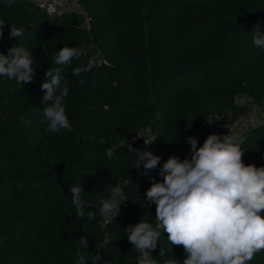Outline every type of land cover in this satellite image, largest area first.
Masks as SVG:
<instances>
[{"label":"trees","instance_id":"obj_1","mask_svg":"<svg viewBox=\"0 0 264 264\" xmlns=\"http://www.w3.org/2000/svg\"><path fill=\"white\" fill-rule=\"evenodd\" d=\"M80 3L86 17L75 11L49 15L28 0H0V18L23 31L9 38L5 26L0 52L18 43L33 51L37 63L30 83L0 78V264H75L82 236L89 252L102 245L100 264H134L124 229L146 212L155 217V205L145 208L143 196L152 177L162 182L160 167L170 156L190 158V136L199 147L209 134H227L249 113L239 97L264 106V52L252 44L254 26L264 31V0ZM89 43L96 45L91 70L72 75L87 63L81 58L64 73L72 131L48 133L41 84L56 67L51 57L64 46ZM147 131L149 139L138 138ZM240 137L243 162L264 166V121ZM129 144L161 156L158 167L147 175L142 166L133 168ZM75 183L84 184L83 197L92 204L85 213L94 211V220L77 217L69 192ZM116 183L129 200L122 216L102 228L96 201ZM166 240L165 232L149 250L150 264L170 256L181 264L183 246L159 255L170 247ZM247 264H264V250Z\"/></svg>","mask_w":264,"mask_h":264},{"label":"clouds","instance_id":"obj_2","mask_svg":"<svg viewBox=\"0 0 264 264\" xmlns=\"http://www.w3.org/2000/svg\"><path fill=\"white\" fill-rule=\"evenodd\" d=\"M14 2L5 0L8 5ZM54 11V7H48L50 14ZM5 26L10 28L9 38L23 35L22 29L0 18V39ZM252 44L264 52V31L259 23L252 31ZM95 48L93 43L87 47L64 46L51 57L56 67L44 73L45 81L41 84L45 93L42 122L46 123V132L72 131L65 105L70 89L63 86L64 73L74 60L81 58L87 63L74 67L72 75L81 76L90 71L93 65L88 58ZM36 65L33 51L18 43L9 47L6 54L0 52V78L5 80L22 85L30 83L35 78ZM79 83L83 85L84 81L81 79ZM186 142L190 145V158L170 156L159 169L162 182L152 177L151 186L143 196L145 208L155 205V217L146 212L138 223L124 229L132 251L138 254V264H145V259L151 257L149 250L157 248L165 232L170 247L160 249L161 257L171 253L173 246H183L181 264H247L255 253L264 250V166L243 162L245 150L240 135L234 131L209 134L199 147L195 137H188ZM127 147L134 156L133 168L140 170L142 166L144 175L156 169L162 159L147 147L134 148L131 144ZM69 192L77 217L87 215L89 220H94V211L85 213V208L92 204L83 197L87 192L84 184H71ZM107 193L98 195L96 206L101 216L115 221L121 205L129 198L119 183L107 186ZM146 215L151 220L144 219ZM79 245L75 264H88V257L91 264H100L101 244L96 243L94 253L89 252L88 240L82 236ZM177 261L170 256L163 264Z\"/></svg>","mask_w":264,"mask_h":264},{"label":"built area","instance_id":"obj_3","mask_svg":"<svg viewBox=\"0 0 264 264\" xmlns=\"http://www.w3.org/2000/svg\"><path fill=\"white\" fill-rule=\"evenodd\" d=\"M28 1L36 4L39 8L46 11L49 15L60 14L64 11H75V12L81 14L83 17H86V12L80 3L81 0H28ZM49 6H52L55 8V11L51 14L48 12ZM248 100H249V98L247 96H241L238 98V103L242 105V104H245ZM212 120H213V118H210V121H212ZM259 122H261V120ZM148 133H149L148 131H147V134L141 133L138 136V138H145L147 140L150 137L148 135ZM122 214H123V207L121 205V211H120L119 215L116 217V219L119 218L120 216H122ZM112 221H114V220L101 216L99 224L102 228H106ZM137 255L138 254L136 253L135 259H134V264H138ZM150 256H151V254H150ZM150 259H151V257L146 258L145 264H150Z\"/></svg>","mask_w":264,"mask_h":264},{"label":"rangeland","instance_id":"obj_4","mask_svg":"<svg viewBox=\"0 0 264 264\" xmlns=\"http://www.w3.org/2000/svg\"><path fill=\"white\" fill-rule=\"evenodd\" d=\"M246 104L249 108V113L246 116L239 119V121H237L230 130L237 132L240 136L253 123L259 122L260 120L264 121V106L263 107L257 106L250 100H248Z\"/></svg>","mask_w":264,"mask_h":264}]
</instances>
